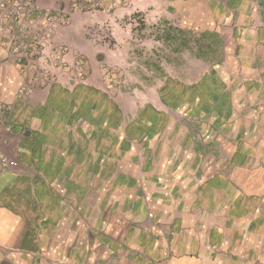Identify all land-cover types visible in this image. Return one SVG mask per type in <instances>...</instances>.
Masks as SVG:
<instances>
[{"label":"rangeland","instance_id":"1","mask_svg":"<svg viewBox=\"0 0 264 264\" xmlns=\"http://www.w3.org/2000/svg\"><path fill=\"white\" fill-rule=\"evenodd\" d=\"M16 1L18 6L0 0V45L7 60L25 77L17 99L28 102L36 89L56 84L70 90L85 86L99 93L85 94L82 104L98 100L104 104L107 119L119 111L114 106L122 111V174L115 171L122 184L114 185L112 175L107 174L104 194L109 205L123 209V217L121 223L108 221L112 227L101 224L105 231L125 237L131 232L145 236L162 233L167 223L149 219L161 220V202L187 194L193 199L216 174L236 183L235 193L243 194L239 178H244L248 167L254 170L264 164V135L255 143L241 134H264L260 119L264 105L256 104L244 119L239 95V106L235 104V111L227 112L226 87L233 84L236 90L247 80L238 70L229 84L218 75L233 64H222L221 70L209 58L226 53L216 29L223 39H230L240 36L235 34L237 28L243 35L247 30L256 34L264 27L261 0H248L246 22L238 14L241 10L229 5L230 0ZM214 2L227 7L229 14L218 18L212 13ZM249 32L246 34H252ZM235 65L233 70H237ZM24 87H32V91L21 97ZM72 98L74 101L75 95ZM92 114L89 112V118ZM226 133L234 139L244 138L245 143L210 140ZM246 145L262 148L256 152L250 148L256 155L243 160ZM149 151H160L153 176L147 172ZM188 182L194 183L195 190H189ZM175 200L171 212L180 216L183 207L178 209ZM135 201L143 205L133 206V211L130 206Z\"/></svg>","mask_w":264,"mask_h":264},{"label":"crops","instance_id":"2","mask_svg":"<svg viewBox=\"0 0 264 264\" xmlns=\"http://www.w3.org/2000/svg\"><path fill=\"white\" fill-rule=\"evenodd\" d=\"M261 3L264 8V0ZM229 5L241 10L243 22L248 21V0H230ZM213 6L218 18L229 14L227 7L216 2ZM215 31L226 53L209 62L221 70L222 64H233L218 76L230 84L240 70L247 80L236 90L233 84L226 87L225 110L235 111L232 107L239 106L241 95L245 119L256 104L264 105V27L256 34H246L247 30L243 35L237 28L235 34L240 36L230 39H223L219 28ZM209 47L214 51V44ZM24 81L0 45V100L13 103L10 132L2 133L8 140L9 168L0 175V264H264V164L244 170V178L237 183L243 191L240 196L235 193L236 183L216 174L193 199L188 194L167 198L161 202V220L149 218L167 223V228L150 236L131 232L127 241L123 234L105 231L101 225L121 223L123 217V209L109 205L104 194L107 174L112 175L114 185L122 184L121 177H115V171L122 174L123 163L121 109L114 106L119 111L107 119L104 104L98 100L82 104L85 94L99 93L85 86L71 90L57 84L41 87L30 101H19L16 94ZM89 112H94L92 118ZM261 115L264 122V111ZM241 135L260 143L264 134L243 131ZM238 139L228 133L210 138L216 144ZM243 139H239L241 144ZM250 148L256 152L262 147L243 146L241 159L256 155ZM159 154L149 151L146 156L148 174L154 172ZM188 185L195 190L194 183ZM174 199L178 209L183 207L180 216L172 215ZM133 204L130 208L143 205Z\"/></svg>","mask_w":264,"mask_h":264},{"label":"built area","instance_id":"3","mask_svg":"<svg viewBox=\"0 0 264 264\" xmlns=\"http://www.w3.org/2000/svg\"><path fill=\"white\" fill-rule=\"evenodd\" d=\"M11 4L18 6L19 2L16 0H10ZM32 88V87H31ZM30 87H24L20 90L21 97H26L31 91ZM13 110V106L10 103L0 100V175L9 168V159L5 152V147L8 144V140L2 136V133L10 131L9 116Z\"/></svg>","mask_w":264,"mask_h":264}]
</instances>
